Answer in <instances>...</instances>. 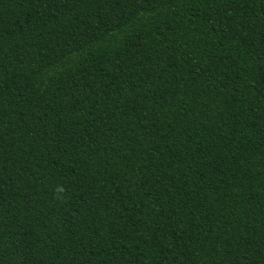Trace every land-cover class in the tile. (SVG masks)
Segmentation results:
<instances>
[{
	"label": "trees",
	"instance_id": "obj_1",
	"mask_svg": "<svg viewBox=\"0 0 264 264\" xmlns=\"http://www.w3.org/2000/svg\"><path fill=\"white\" fill-rule=\"evenodd\" d=\"M0 264H264V0H0Z\"/></svg>",
	"mask_w": 264,
	"mask_h": 264
}]
</instances>
